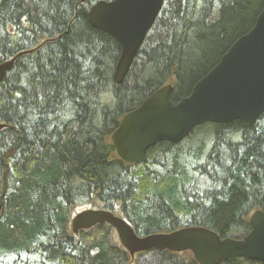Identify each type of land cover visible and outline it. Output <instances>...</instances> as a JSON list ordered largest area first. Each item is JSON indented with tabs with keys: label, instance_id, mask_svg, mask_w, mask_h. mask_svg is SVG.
<instances>
[{
	"label": "trees",
	"instance_id": "obj_1",
	"mask_svg": "<svg viewBox=\"0 0 264 264\" xmlns=\"http://www.w3.org/2000/svg\"><path fill=\"white\" fill-rule=\"evenodd\" d=\"M94 1L0 0V61L34 49L0 82V264L4 253L10 264H130L109 224L71 232L81 206L113 212L138 235L196 225L242 238L251 213L264 211V112L251 126L202 123L135 163L110 136L156 88L171 84L173 102L187 96L264 0H164L120 84L121 46L88 22ZM159 252L198 264L190 251Z\"/></svg>",
	"mask_w": 264,
	"mask_h": 264
},
{
	"label": "water",
	"instance_id": "obj_2",
	"mask_svg": "<svg viewBox=\"0 0 264 264\" xmlns=\"http://www.w3.org/2000/svg\"><path fill=\"white\" fill-rule=\"evenodd\" d=\"M86 0H81L84 2ZM164 0H97L89 8L88 22L113 37L121 46L113 81L122 83ZM34 49L18 51L0 61V82L16 58ZM172 85L151 92L125 113L110 136L116 155L127 163L144 160L157 142L179 143L202 123L241 120L251 126L264 112V4L252 28L238 37L218 62L173 102ZM6 126L0 123V129ZM2 203H0L1 216ZM105 222L113 227L131 258L150 250L190 251L198 264H219L244 257L264 264V211L249 216L250 230L242 237L221 238L204 226H184L170 232L138 235L122 217L107 209L83 208L70 220L73 233Z\"/></svg>",
	"mask_w": 264,
	"mask_h": 264
},
{
	"label": "rangeland",
	"instance_id": "obj_3",
	"mask_svg": "<svg viewBox=\"0 0 264 264\" xmlns=\"http://www.w3.org/2000/svg\"><path fill=\"white\" fill-rule=\"evenodd\" d=\"M83 208H86V207L81 206V207L75 208L73 214H75L76 212H78L79 210ZM178 253H181V252H178ZM135 261L137 264H172L171 261H166L165 258H162L158 250H150L139 256L135 255L134 259L132 260L130 264H134Z\"/></svg>",
	"mask_w": 264,
	"mask_h": 264
},
{
	"label": "flooded vegetation",
	"instance_id": "obj_4",
	"mask_svg": "<svg viewBox=\"0 0 264 264\" xmlns=\"http://www.w3.org/2000/svg\"><path fill=\"white\" fill-rule=\"evenodd\" d=\"M73 233V232H72ZM78 233V232H77ZM77 233H73V234H77ZM9 256V254H3V259H6L7 260V264H10L9 262H8V260H10V258L8 257ZM4 263H5V261H3ZM6 264V263H5Z\"/></svg>",
	"mask_w": 264,
	"mask_h": 264
},
{
	"label": "bare ground",
	"instance_id": "obj_5",
	"mask_svg": "<svg viewBox=\"0 0 264 264\" xmlns=\"http://www.w3.org/2000/svg\"><path fill=\"white\" fill-rule=\"evenodd\" d=\"M175 147V146H174ZM5 193V192H4ZM65 222V221H64ZM56 224V223H55ZM54 231V230H53ZM54 233V232H53ZM24 254H25V252H24ZM22 257V256H21ZM21 260V259H20ZM11 261V260H10ZM5 262H7V261H5ZM18 262V261H17ZM23 262V261H22ZM26 262V261H25ZM28 263V262H27ZM2 264H4V263H2ZM32 264H34V263H32Z\"/></svg>",
	"mask_w": 264,
	"mask_h": 264
}]
</instances>
